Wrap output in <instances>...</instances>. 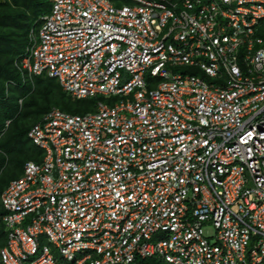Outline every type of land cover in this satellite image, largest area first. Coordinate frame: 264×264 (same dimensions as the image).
<instances>
[{
    "label": "built area",
    "instance_id": "built-area-1",
    "mask_svg": "<svg viewBox=\"0 0 264 264\" xmlns=\"http://www.w3.org/2000/svg\"><path fill=\"white\" fill-rule=\"evenodd\" d=\"M48 1L24 81L115 100L31 126L0 264H264V0Z\"/></svg>",
    "mask_w": 264,
    "mask_h": 264
},
{
    "label": "trees",
    "instance_id": "trees-1",
    "mask_svg": "<svg viewBox=\"0 0 264 264\" xmlns=\"http://www.w3.org/2000/svg\"><path fill=\"white\" fill-rule=\"evenodd\" d=\"M49 11L48 0L0 1V199L8 184L22 176L27 161H39L41 152L32 153L36 146L28 138L31 126L52 107L64 111L70 102L56 79L34 77L33 85L30 80L24 81L15 65L27 51L31 31H38L41 18ZM10 81L15 86H7ZM20 98H24L22 106L18 103ZM7 121H10L9 126ZM19 173L20 176L15 177ZM4 214L0 203V246L6 242ZM157 263L154 259L143 260V264Z\"/></svg>",
    "mask_w": 264,
    "mask_h": 264
},
{
    "label": "rangeland",
    "instance_id": "rangeland-1",
    "mask_svg": "<svg viewBox=\"0 0 264 264\" xmlns=\"http://www.w3.org/2000/svg\"><path fill=\"white\" fill-rule=\"evenodd\" d=\"M70 102L68 103L66 109L64 111L66 112H76L77 114H89V113H93L95 112L94 106L96 105V103L98 101H102L104 103L107 104H111L115 99L112 98L111 100H108L104 97H97V98H93V99H86V100H73L72 98H69ZM32 153L33 154H38L40 153V150L37 147L33 146L32 149ZM31 159H33V157H31ZM21 173L17 174L18 177L20 176ZM207 232L210 234L213 232L212 228H207ZM43 245H47L51 247V244L48 242V240L46 238H42L41 240ZM59 257V255H58Z\"/></svg>",
    "mask_w": 264,
    "mask_h": 264
}]
</instances>
